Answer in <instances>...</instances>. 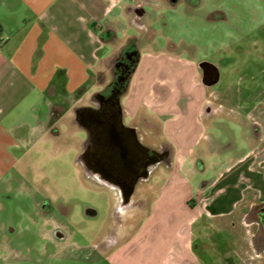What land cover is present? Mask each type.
<instances>
[{
	"label": "rangeland",
	"instance_id": "rangeland-1",
	"mask_svg": "<svg viewBox=\"0 0 264 264\" xmlns=\"http://www.w3.org/2000/svg\"><path fill=\"white\" fill-rule=\"evenodd\" d=\"M146 1L148 5L126 12L123 23L115 25L116 38L107 39L113 43L104 49L110 54L98 79L109 84L117 57L135 48L143 65L132 74L133 86L150 83L152 96L167 101L177 97V85L183 89L191 83L210 103V126L198 130V136L203 134L190 142L191 150L186 147L187 155L182 154L175 164L177 173L172 165H159L148 181L136 187L134 206L120 211L116 189L92 177L77 159L85 132L75 123L66 124V134L56 141L43 142L47 149L36 147L26 156L16 155L17 162L0 173V264H113L108 256L114 244L119 246L136 233L168 178L185 179L194 195L189 204L195 205L202 185L225 170L235 154L250 148L253 133L260 135L255 122L264 126V0ZM201 62L213 64L219 73L211 86L202 82ZM96 90L88 91L89 99ZM181 97L186 102L193 96L187 92ZM147 117L150 124L128 117L126 122L139 125L146 144L173 147L159 133L160 117L151 112ZM192 151L196 157L202 155L196 166L190 162ZM254 189L250 185L246 192ZM168 192L178 199L176 185L171 183ZM190 228L202 243L198 259L212 264H223L227 257L237 260L232 253L237 241L229 228L219 232L214 221L199 216ZM113 234L114 244L109 247ZM217 234L226 238L224 251L217 246L221 242Z\"/></svg>",
	"mask_w": 264,
	"mask_h": 264
},
{
	"label": "crops",
	"instance_id": "crops-1",
	"mask_svg": "<svg viewBox=\"0 0 264 264\" xmlns=\"http://www.w3.org/2000/svg\"><path fill=\"white\" fill-rule=\"evenodd\" d=\"M140 4L146 6L148 2L0 0V173L17 162L16 155L26 156L36 147L47 149L41 144L66 134L63 129L66 124L75 123L82 130L79 124L82 110L100 104V93L106 86L97 75L104 71L110 54L103 53L113 43L107 39L116 38L115 25L123 23L126 12H132ZM142 65L140 57L133 73L140 71ZM132 78L127 98L122 101L125 121L127 117L137 118L150 124L147 121L150 112L159 116L162 121L159 133L173 143L172 171L177 173L175 164L182 154L187 155L186 147L199 140L203 134L197 135L199 129L210 126V103L202 99L200 88L193 89L191 83L183 89L177 85V97L163 101L160 95L152 96L154 85L135 87ZM202 82L207 86L215 83H206L203 76ZM92 88H97V92L89 99L87 93ZM187 92L193 97L183 102L182 93ZM255 123L260 126V135L253 133L250 148L235 154L225 170L202 185L195 205L189 204L194 197L191 185L180 177L168 178L153 202L152 212L139 223L135 234L126 236L119 246V242L114 244L109 261L212 264L198 259L202 243L192 233L190 224L199 216L214 221L219 232L226 227L235 236L237 248L232 253L237 260L227 257L223 264H264L261 256L264 226L258 215H253L254 210L264 207V126ZM80 142L83 146L84 138ZM201 156L196 157L193 152L190 162L196 166ZM171 183L177 187L178 199L170 197ZM250 185L255 188L251 194L246 192ZM189 212L195 214L189 217ZM218 236L221 242L217 246L224 251L226 238Z\"/></svg>",
	"mask_w": 264,
	"mask_h": 264
},
{
	"label": "flooded vegetation",
	"instance_id": "flooded-vegetation-1",
	"mask_svg": "<svg viewBox=\"0 0 264 264\" xmlns=\"http://www.w3.org/2000/svg\"><path fill=\"white\" fill-rule=\"evenodd\" d=\"M139 58L135 48L119 55L112 70L113 79L106 85L104 93H100V104L85 107L79 118L85 138L77 159L92 177L116 189L119 211L134 206L136 187L148 181L155 168L162 164L172 165L171 147L146 144L140 135L139 125L128 123L124 118L122 97L128 90ZM215 70L211 64L204 62L203 80L207 83L218 80ZM259 209L257 215L264 226V207ZM114 237L115 234L109 238V247L114 244Z\"/></svg>",
	"mask_w": 264,
	"mask_h": 264
},
{
	"label": "water",
	"instance_id": "water-1",
	"mask_svg": "<svg viewBox=\"0 0 264 264\" xmlns=\"http://www.w3.org/2000/svg\"><path fill=\"white\" fill-rule=\"evenodd\" d=\"M203 64H204V62H201L199 65H200V67L202 68L203 67ZM132 192H130V194H131Z\"/></svg>",
	"mask_w": 264,
	"mask_h": 264
}]
</instances>
